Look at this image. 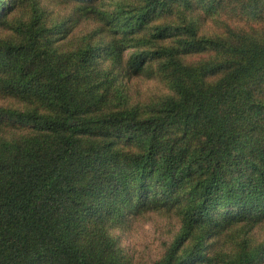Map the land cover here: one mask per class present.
<instances>
[{
	"label": "trees",
	"instance_id": "trees-1",
	"mask_svg": "<svg viewBox=\"0 0 264 264\" xmlns=\"http://www.w3.org/2000/svg\"><path fill=\"white\" fill-rule=\"evenodd\" d=\"M206 1L0 0V264L264 261V0Z\"/></svg>",
	"mask_w": 264,
	"mask_h": 264
},
{
	"label": "rangeland",
	"instance_id": "rangeland-1",
	"mask_svg": "<svg viewBox=\"0 0 264 264\" xmlns=\"http://www.w3.org/2000/svg\"><path fill=\"white\" fill-rule=\"evenodd\" d=\"M206 2L207 12L210 13V16H206L205 26L209 28L222 26L223 22L217 21L219 16H215L216 12L222 10V4L212 3L210 0ZM162 91L163 86L158 79H149L144 75V95L156 94ZM2 103L3 101L0 99V104ZM176 230L177 226L168 217L150 213L144 217L143 221H137L130 231L122 234V244L133 254L136 264L137 262L152 264L161 255L164 245L172 240ZM259 264H264V261Z\"/></svg>",
	"mask_w": 264,
	"mask_h": 264
}]
</instances>
